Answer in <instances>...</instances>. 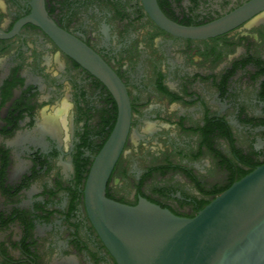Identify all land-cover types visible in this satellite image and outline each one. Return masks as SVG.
I'll list each match as a JSON object with an SVG mask.
<instances>
[{
    "label": "flooded vegetation",
    "instance_id": "obj_1",
    "mask_svg": "<svg viewBox=\"0 0 264 264\" xmlns=\"http://www.w3.org/2000/svg\"><path fill=\"white\" fill-rule=\"evenodd\" d=\"M32 1L0 0V264H118L84 195L118 103L40 26L23 23ZM251 1L157 4L171 21L201 26ZM45 9L127 90L131 126L108 198L193 218L264 164V9L207 39L165 31L143 0H45Z\"/></svg>",
    "mask_w": 264,
    "mask_h": 264
},
{
    "label": "water",
    "instance_id": "obj_2",
    "mask_svg": "<svg viewBox=\"0 0 264 264\" xmlns=\"http://www.w3.org/2000/svg\"><path fill=\"white\" fill-rule=\"evenodd\" d=\"M165 31L186 39H207L233 30L264 9L252 0L201 26L168 19L157 0H143ZM24 22L40 26L57 45L101 80L118 103L119 114L106 144L88 174L87 212L118 264H264V164L232 184L197 216L180 217L142 199L132 206L107 197L106 189L131 126L127 90L114 70L84 42L62 30L47 14L45 0L32 1Z\"/></svg>",
    "mask_w": 264,
    "mask_h": 264
},
{
    "label": "bare ground",
    "instance_id": "obj_3",
    "mask_svg": "<svg viewBox=\"0 0 264 264\" xmlns=\"http://www.w3.org/2000/svg\"><path fill=\"white\" fill-rule=\"evenodd\" d=\"M62 112H63V111L61 110V113H62ZM57 113H58V112H57ZM56 115H57V114H56ZM59 115H60V114H59ZM46 120H47V119H46ZM47 122H48V121H47ZM44 123H45V121L43 122V124H44ZM44 125H46V123H45ZM51 125H52V124L50 123V126H51ZM42 126H43V125H42ZM47 126L49 127V124H48ZM47 126H46V127H47ZM44 127H45V126H44ZM44 127H43V128H44ZM51 128H52V127H51ZM51 128H49V129H51ZM45 129H46V128H45ZM52 129H53V128H52ZM52 129H51V130H52Z\"/></svg>",
    "mask_w": 264,
    "mask_h": 264
}]
</instances>
